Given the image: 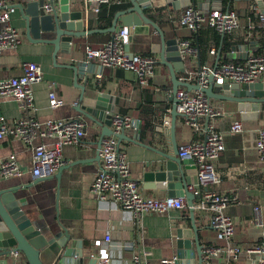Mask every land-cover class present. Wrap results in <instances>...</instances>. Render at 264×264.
Returning <instances> with one entry per match:
<instances>
[{
  "label": "crops",
  "instance_id": "1",
  "mask_svg": "<svg viewBox=\"0 0 264 264\" xmlns=\"http://www.w3.org/2000/svg\"><path fill=\"white\" fill-rule=\"evenodd\" d=\"M46 1L4 0L6 5L14 7L10 23L22 34L15 47L0 52V79L20 75L23 61L36 62L41 67L43 79L32 86L36 108L31 116L39 121L80 118L85 123V133L77 143L63 145L64 163L51 176L37 181H32L29 173L32 145L18 137L0 138V160L12 156L22 168L19 175L4 177L0 174V189L11 191L22 201L21 208L47 238L58 232L66 236L64 246L72 249L68 259L76 262L70 264H95L99 249L94 244L96 239H100L108 251L107 264H132L135 255L145 258L149 264H160L163 257H177V230L188 233L192 224L197 229L202 253L199 255L196 243L192 242L191 247L184 248L182 257H177L180 264H256L257 255L247 252L236 259L204 255L205 246L224 242L216 239L209 223V211L196 207L201 198L198 189L192 190L193 213L186 206L136 217L132 211L116 207L110 199L97 198L91 192V185L101 165L99 144L102 133L108 128L102 118L87 117L78 111V106H89L98 95H105L103 102L113 106V115L130 117L132 125L124 128L123 136L117 140L126 155L131 177L137 181L140 192L147 196L164 197L176 191L175 187L168 188L165 184L168 182H161L154 175L151 179L145 178L147 173L156 174L165 169L166 162L179 160L177 148L203 139L207 124L223 131L224 149L214 162L219 181L209 187L233 198L226 208V213L234 220L233 242L242 249L261 243L264 236V164L258 160L255 140L258 129L264 128V103L254 116L244 119L237 101L209 97L210 103L221 111L219 116L201 118L198 128L186 124L182 114L176 109L173 113L176 98L170 68L161 60L165 55L160 34L164 40L175 39L179 46L182 40L194 41L193 35L200 29L204 41L202 47H207L204 61L201 63L198 51L196 56H184L183 62L189 57L191 62L186 60L184 70L175 71L179 81L198 84L195 74L202 65L242 63L248 54L264 55V0H193L190 5L201 10H235L238 25L230 33H220L208 24H202L196 30L189 29L178 24L186 6L175 8L166 0H150L151 6H148L143 0L142 12L156 28L150 25L147 33H132L127 46L130 53L156 59L153 75L146 84L139 83L136 73L131 70L103 66L96 60L86 59L84 46L103 45L112 38L110 31L74 37L69 45L59 48L43 41L36 16ZM53 4L58 8L59 0H54ZM131 6V0H122L104 4L95 13L83 0H69L71 11L80 10L85 14L86 29L108 28L118 11ZM108 20V26H101ZM122 25L118 16L116 29ZM223 39L230 45L225 47ZM259 49L262 53H257ZM257 81L264 82V74ZM50 82L56 83V95L62 100L57 107L49 106ZM244 84L240 83L241 86ZM180 87L186 88L178 85ZM24 115L12 96H0V122L12 124ZM234 120L241 121V132L228 131ZM110 128L113 129L112 123ZM53 139L37 135L33 143H52ZM185 165L184 177L195 181L192 164ZM173 181L179 180L175 177ZM255 207L260 208L258 220ZM106 233L110 235L109 241L104 239ZM6 261L7 264H28L20 251L16 256L13 252L9 254Z\"/></svg>",
  "mask_w": 264,
  "mask_h": 264
},
{
  "label": "built area",
  "instance_id": "2",
  "mask_svg": "<svg viewBox=\"0 0 264 264\" xmlns=\"http://www.w3.org/2000/svg\"><path fill=\"white\" fill-rule=\"evenodd\" d=\"M54 0H48L41 6L44 13L52 11ZM87 8L98 13L100 7L109 3H120L122 0H83ZM14 10L12 5H6L0 0V52L8 47H15L21 41V30L10 23V13ZM238 14L233 9L221 10L214 8L201 10L192 5L186 6L178 18V24L196 30L202 24H208L220 33H230L238 25ZM129 42V31L125 25L115 30L112 38L103 45L92 47L84 46L87 60H96L103 66L131 70L137 75L138 82L146 84L153 75L156 59L138 53H130L125 49ZM182 57L196 56L197 49L189 44L188 40L179 43ZM214 49H211L213 52ZM22 72L18 76L0 79V96H12L18 107L25 113L12 124L0 122V138L5 136L18 137L25 144H31L33 149L30 176L37 181L51 176L64 161L62 147L65 144L77 143L85 133V123L80 118H55L39 121L31 116L35 110L32 86L42 81L41 67L34 61H23ZM264 74V55L248 54L242 63L223 62L216 67L202 65L196 72L197 83L201 87L208 85L209 75L213 82L222 84L226 81L238 83H251L260 80ZM56 83H49L48 102L50 107H57L62 100L56 95ZM175 109L184 116L186 124L198 128L203 117L215 118L221 111L214 107L209 98L200 89L193 92L180 87L175 91ZM167 123V120L165 121ZM114 132H120L130 127L132 121L129 116L114 114L112 116ZM243 130L240 120H234L229 132ZM255 140V149L258 160L264 164V128L258 129ZM223 131L216 130L207 124L205 137L180 145L177 148L178 156L192 159L196 165V183L189 184L187 190L198 189L200 200L197 208L209 211V223L215 231L217 240L222 245H207L203 249L206 257L224 255L236 259L241 253L247 252L257 255L256 264H264V236L261 243L242 249L233 242L234 220L226 213L228 203L233 199L226 193L217 192L209 187L219 181L214 162L224 149ZM53 137L52 143L43 141L33 143L35 136ZM101 165L91 185V192L100 200L110 199L119 208L133 212L140 217L147 212L166 213L171 209L187 206L185 196L168 195L164 197L147 196L140 192L137 181L131 177L129 164L125 153L120 149L115 135L104 136L101 139L99 150ZM22 173L21 165L12 157L0 160V174L4 177L15 176ZM256 219H259L260 208L255 207ZM105 241L110 235L105 234ZM94 244L99 247L95 256V264H107L109 254L102 241L96 239ZM16 256L18 252L14 251ZM132 264H149V262L135 255ZM160 264H176V256L163 257Z\"/></svg>",
  "mask_w": 264,
  "mask_h": 264
},
{
  "label": "water",
  "instance_id": "3",
  "mask_svg": "<svg viewBox=\"0 0 264 264\" xmlns=\"http://www.w3.org/2000/svg\"><path fill=\"white\" fill-rule=\"evenodd\" d=\"M148 6H151L150 0H145ZM172 7L189 6L193 0H166ZM132 6L127 9L118 11L112 20L110 26L106 29H86V16L80 10H70L69 0H59V7L53 4L50 13H44L40 8L36 16V24L40 30L43 41L54 43L55 48H59L64 44L69 45L74 37H80L92 32L102 30L115 33L117 27L118 16L123 25L128 27L129 36L132 33H147L149 26L156 28L155 23L146 17L142 12L143 0H131ZM162 51L165 56H161L163 63L170 68L173 83V93L178 85H184L188 90L200 89L209 97L219 99H232L238 102V109L242 117L248 118L254 116L256 110L261 108L264 103V82L254 81L251 83L240 85L238 82H224L216 84L213 82V76L209 75L208 85L201 87L198 84H191L185 81H179L175 77V71L184 70L183 57L180 54L179 46L175 39L164 40L162 34ZM130 39V38H129ZM128 51V46H125ZM129 52V51H128ZM219 52L217 53V56ZM217 60V59H216ZM217 66V62L214 67ZM78 69V68H77ZM105 95H98L95 102L89 106H78V111L87 117L93 119H103L108 131L102 133V138L108 135H115L118 139L123 136V130L114 132L110 128L113 116V106L104 104ZM112 99V98H111ZM176 103V99H175ZM175 107V105H174ZM173 113H175V108ZM101 145V141L99 147ZM186 163H191L192 168L196 172V165L192 159L179 158L166 162L165 169L158 171L156 174L147 173L145 178L151 179L154 175L161 182H168V188H176L174 194L176 196H185L187 206L193 213V198L191 191L187 190V186L191 182L188 177H184V170L187 169ZM177 177L178 182L173 181ZM22 201L17 200L14 194L8 190L0 189V264H7V256L12 252L20 251L28 264H70L76 263L72 259H68L72 253L70 247H65L66 236L62 233H55L52 237H46L29 216L21 208ZM193 233V238L191 234ZM192 242L196 243L199 255L202 253L201 244L198 241L197 229L192 224L191 231L177 230V238L175 240L177 257H182L184 248L191 247ZM176 257V264L179 259Z\"/></svg>",
  "mask_w": 264,
  "mask_h": 264
},
{
  "label": "trees",
  "instance_id": "4",
  "mask_svg": "<svg viewBox=\"0 0 264 264\" xmlns=\"http://www.w3.org/2000/svg\"><path fill=\"white\" fill-rule=\"evenodd\" d=\"M109 24H110V20H108V22L105 23V25H101V26H108ZM193 37H194V41L189 42V44L191 46H193V47H196V44L198 45V47H196V49H197V53L199 51V58H200V61L202 63L204 61L203 58L205 56V51L207 50V47L206 46L202 47L203 44H204L203 43L204 41H203V38L201 36L200 29L197 30V33L196 32L194 33ZM223 43H224L225 47H227L228 45H230V42H226L225 39H223ZM257 53H262V49L261 50L259 49L257 51ZM186 60L189 61V62H191V58L190 57L189 58H186L184 60V62Z\"/></svg>",
  "mask_w": 264,
  "mask_h": 264
}]
</instances>
